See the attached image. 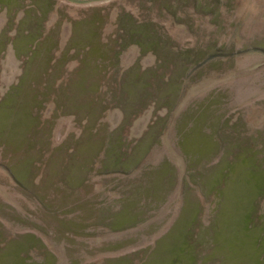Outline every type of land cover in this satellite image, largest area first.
<instances>
[{
	"label": "rangeland",
	"instance_id": "obj_1",
	"mask_svg": "<svg viewBox=\"0 0 264 264\" xmlns=\"http://www.w3.org/2000/svg\"><path fill=\"white\" fill-rule=\"evenodd\" d=\"M0 264H264V0H0Z\"/></svg>",
	"mask_w": 264,
	"mask_h": 264
}]
</instances>
